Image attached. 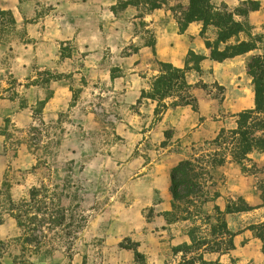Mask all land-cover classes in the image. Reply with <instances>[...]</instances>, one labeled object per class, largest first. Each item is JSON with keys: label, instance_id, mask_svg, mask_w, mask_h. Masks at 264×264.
I'll list each match as a JSON object with an SVG mask.
<instances>
[{"label": "rangeland", "instance_id": "obj_1", "mask_svg": "<svg viewBox=\"0 0 264 264\" xmlns=\"http://www.w3.org/2000/svg\"><path fill=\"white\" fill-rule=\"evenodd\" d=\"M119 1L0 0L17 21L0 20V264H264V152L238 163L230 133L255 108L248 64L263 46L141 99L160 62L208 56L216 31L179 32L189 0L116 14ZM246 1L260 9L235 18L264 34V0H214Z\"/></svg>", "mask_w": 264, "mask_h": 264}, {"label": "trees", "instance_id": "obj_2", "mask_svg": "<svg viewBox=\"0 0 264 264\" xmlns=\"http://www.w3.org/2000/svg\"><path fill=\"white\" fill-rule=\"evenodd\" d=\"M169 0H120L112 7L119 14L130 7L143 6L149 11L164 8ZM260 9L259 1H246L235 11L229 9L226 4L217 5L214 0H189L188 5L183 8L178 19L179 32L185 33L193 23H201V36L205 37L210 29L216 31L214 40L206 39V49L209 55L189 52L185 59L183 69L176 68L170 63L160 62V74L153 78L150 89L144 91L141 99H150L161 104L165 99L176 93H184L191 85L187 82V74L190 71L202 73L203 61L210 59L222 63L258 50L263 46L264 34L254 36L252 27L247 21H239L235 16L248 17L250 12ZM10 28L17 25V21L10 11H0V20ZM244 36V39L241 37ZM248 75L252 78L255 94V108L246 110L237 117V128L231 131L234 142V159L243 164L248 155L254 152H264V53L254 56L248 64ZM177 105H193L192 99L182 96ZM189 172V164H182L174 174L175 196L180 198L182 182ZM229 213L251 211L247 205H234L230 207ZM21 217V216H20ZM21 220V219H20ZM20 224H24L22 220ZM126 249L133 250L137 259H143L138 253V244H122Z\"/></svg>", "mask_w": 264, "mask_h": 264}]
</instances>
